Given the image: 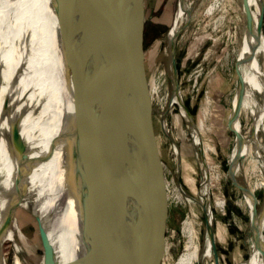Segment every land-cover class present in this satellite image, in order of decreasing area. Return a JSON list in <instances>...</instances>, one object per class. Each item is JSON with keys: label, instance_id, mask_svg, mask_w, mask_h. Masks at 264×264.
Instances as JSON below:
<instances>
[{"label": "bare ground", "instance_id": "6f19581e", "mask_svg": "<svg viewBox=\"0 0 264 264\" xmlns=\"http://www.w3.org/2000/svg\"><path fill=\"white\" fill-rule=\"evenodd\" d=\"M198 1H178L175 24L165 49L170 66L174 37L192 15ZM227 1H210L202 11L203 16L210 17L217 10L224 12ZM243 1L249 21L239 63L244 90L233 120V129L240 133L241 139L234 137L228 163H232L233 181L242 189V198L236 205L247 211L249 218L253 210L256 211L253 228L249 220V257L242 264H264V244L260 240L264 234V208L256 195L261 191L264 196V64L260 61L264 58V35L255 34L260 0ZM112 10L110 3L105 4L59 45L52 0H0V147L4 141H8L11 123L19 118L20 134L27 148L25 163L13 148L6 155L0 149V242L8 241L11 244L9 264H73L84 251L78 211L75 199L71 197L69 145L73 130L68 122L81 99L93 100L86 123L89 159L101 150L115 127L126 120L140 114L149 115L154 108L164 118L170 106L182 103L181 94L177 93L172 83V71L170 92L162 97L160 80L164 71H155L146 83L129 87L110 85L111 67L107 57L91 56V53L104 45ZM222 20L223 15L217 23H222ZM86 62L84 74L89 80L86 79L74 90L72 74ZM5 100H8L7 110L3 109ZM235 103L233 98L231 107ZM141 105L144 107L141 108ZM181 115L196 150L201 188L198 200L184 195L183 202L190 207V216L182 225L181 231L186 241L175 264H199L203 258L210 257L212 261L209 264H219L217 256L216 261L211 253L212 243L216 241L215 231L211 235L207 228L212 227L208 197L210 185L206 183L210 167L204 155L213 149L200 140L195 126L182 109ZM241 115L250 121L243 130L239 120ZM168 137L172 139V154L178 170L179 148L175 139L171 135ZM146 163L147 160L139 161L127 171V186L134 185L140 197L157 213L159 206L151 183L141 182L147 173ZM27 167L30 168L28 173ZM194 204L207 219L204 252L194 231V225L198 222V215L192 208ZM212 205L223 210L226 202L215 198ZM20 211L28 212L35 220L38 238L46 241H40L41 248L32 245L22 232L17 219ZM54 240L63 244L69 241V254L61 257L63 247L59 244L56 247Z\"/></svg>", "mask_w": 264, "mask_h": 264}, {"label": "rangeland", "instance_id": "374dc122", "mask_svg": "<svg viewBox=\"0 0 264 264\" xmlns=\"http://www.w3.org/2000/svg\"><path fill=\"white\" fill-rule=\"evenodd\" d=\"M160 1L145 0L143 33L135 38L140 45L127 52L124 80L127 84L140 83V80L146 83L155 71H164L160 80L162 97L170 92L172 86L170 60L165 49L175 24L179 0H163L162 5ZM210 1L199 0L192 15L178 32L175 41L178 93L194 121L200 140L213 149L204 155V159L210 167L206 183L210 185L208 197L218 263L242 264L249 257L250 218L247 211L236 205L242 194L228 177L227 170L234 142V130L229 126L228 118L237 89L236 61L240 62L246 36L245 9L243 0H228L224 12L217 10L210 17H204L202 13ZM262 2L264 7V0ZM222 15V23H217ZM262 31L264 35V16ZM260 61L264 64V58ZM115 63V68H118L119 62ZM113 79L116 81V76ZM90 105L91 101H88ZM180 108L179 104L174 103L164 118L154 108L144 121L141 135H138L140 124H143L140 118L134 122L129 134L132 140L129 157L141 151L145 155L151 153L150 157L140 160H147V173L141 182L151 183L159 206L158 214L140 197L134 185L127 186L129 177L126 173L119 176L121 178L116 177L115 183L107 178L86 183L80 188L79 196L92 211L96 230L98 228L100 237L97 246H102L103 242V249H106L104 256L101 250L98 252L96 264H175L182 254L186 238L181 229L190 216V207L183 202V198L187 194L199 199L201 170L190 130ZM239 120L243 125L242 130L250 123L244 115ZM168 135L175 139L179 148L178 170L172 154V139ZM122 141V138L112 139L109 153L118 152ZM1 146L3 155L12 149L8 141H4ZM107 159L108 154L103 157V161ZM103 166L105 164L97 167ZM256 195L262 205L263 193L259 191ZM215 198L226 202L223 210L212 205ZM192 208L198 215L194 231L200 249L204 252L205 218L197 205L194 204ZM17 219L30 243L41 248L40 241L45 240L38 238L37 225L32 216L20 211ZM54 242L56 247H63L64 254L61 257L69 254V241L64 244L57 240ZM211 249L214 254L212 246ZM1 251L6 264H9L11 244L1 241ZM54 251L57 253L56 248ZM55 256L60 258L58 254ZM211 261L212 257L203 258L199 264H209Z\"/></svg>", "mask_w": 264, "mask_h": 264}, {"label": "water", "instance_id": "95a60500", "mask_svg": "<svg viewBox=\"0 0 264 264\" xmlns=\"http://www.w3.org/2000/svg\"><path fill=\"white\" fill-rule=\"evenodd\" d=\"M142 0H52V7L54 9L57 21V31L56 39L57 43L60 45L64 43L67 38L77 32V30L85 24L91 17L97 14L102 7L108 3L113 6L111 19H110V29L107 34V37L104 41L102 47H97L91 54V56H105L107 57L110 63V74H109V83L110 85L118 87H129L134 84H127L124 80L126 72V56L127 52L134 49L137 45H140L139 40L135 39L136 36H141L143 33V15L141 9ZM244 2V1H243ZM245 35L249 30V21L247 9L245 7ZM263 16H264V7L262 0L259 1L258 7V17L256 23V32L255 34L263 33ZM178 33L174 37V44L172 48L171 55V71L173 73L172 83L175 87L177 93L179 92L178 88V77L176 70V51H175V41L177 39ZM140 48V47H139ZM116 58L118 60H116ZM91 59V57H90ZM115 61H118L119 67L115 68ZM86 62L81 68L75 70L72 74L71 80L73 81V88L77 89L83 82L89 80L85 78ZM239 60L236 61V72L238 76L237 80V89L234 95L235 106L231 107V113L228 118L229 126L233 129V120L235 117L236 105L240 100V97L244 90V80L239 72ZM116 76V81L113 77ZM87 79V80H86ZM93 80V79H92ZM143 83V82H140ZM80 100V99H79ZM182 100V99H181ZM88 101H91V105L88 106ZM84 102V103H83ZM93 105V100H82L81 103L77 105L74 111V115L70 121V126L72 127V134L70 136L71 143L69 145V152L71 154V188L72 194L71 197L75 199L76 209L78 211L79 219V228L81 234V240L84 245L83 253L77 258V261L73 264H96L98 258V252L101 250L102 255L104 256L105 250L102 246H97L99 241V232L96 230V222L92 211L83 203L79 196L80 188L89 182L101 181L104 179H111V182L115 183V178L124 175L127 171L138 161L144 157H150V152L145 155L144 151L137 152L133 156H130L132 146V140L129 139V134L131 127L136 120L139 118L143 122L140 124L138 135H141L144 129V121L149 116L148 114H140L136 117H133L126 122L115 127L112 135L109 137L108 141L104 144L101 150L96 154L92 159L88 158L89 142L86 136V123L88 117L90 116L91 107ZM181 109L185 112L191 123L194 125V121L185 107L183 101ZM8 100H5L3 109L7 110ZM234 130V129H233ZM234 137L241 139L239 132L234 130ZM122 138V145L118 152L115 154H110L111 140ZM8 144L10 148H13L14 153L21 157L23 162L26 160L27 148L20 134V121L19 118L13 121L10 125V132L8 138ZM108 154V159L103 161V157ZM240 157H238L237 161ZM99 164H105L102 168H98ZM232 163H228L227 175L233 182V184L241 191L242 189L236 185L231 176ZM30 170L29 167L26 169V173ZM128 192V190H127ZM254 199V197H253ZM264 208V201H263ZM205 223L207 222L205 214ZM250 222L252 228L255 226L256 222V211L253 210L252 215L250 216ZM6 224V222H5ZM115 226V225H114ZM113 228V227H112ZM210 234L213 233V228L207 226ZM118 229V227H117ZM117 231V230H116ZM116 232H114L115 234ZM264 244V234L261 239ZM98 247V248H97ZM214 250V256L216 260V252L214 248V242L212 243ZM264 259V251H263ZM0 259L2 260L1 264H6L3 257V252H0ZM104 259V258H103ZM217 261V260H216ZM105 262V261H104Z\"/></svg>", "mask_w": 264, "mask_h": 264}, {"label": "crops", "instance_id": "0c3cea01", "mask_svg": "<svg viewBox=\"0 0 264 264\" xmlns=\"http://www.w3.org/2000/svg\"><path fill=\"white\" fill-rule=\"evenodd\" d=\"M160 3L162 5V3H164V1L161 0ZM141 9H142V15H143V28H144V25H145V0H142V2H141Z\"/></svg>", "mask_w": 264, "mask_h": 264}]
</instances>
